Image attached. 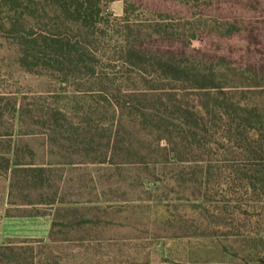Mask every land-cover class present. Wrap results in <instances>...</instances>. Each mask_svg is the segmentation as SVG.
Here are the masks:
<instances>
[{
    "label": "trees",
    "instance_id": "16d2710c",
    "mask_svg": "<svg viewBox=\"0 0 264 264\" xmlns=\"http://www.w3.org/2000/svg\"><path fill=\"white\" fill-rule=\"evenodd\" d=\"M174 1L194 12L132 20L125 6L117 45L108 49L98 46L105 37L101 0H0V38L14 46L18 66L90 95L71 117L18 105V123L41 125L45 141L40 159L10 144L0 158V174L8 176L5 215H50L51 223L47 239L7 238L0 264L63 260L42 256L33 243L97 242L89 233L108 206L62 191L59 167L79 163L147 173L155 186L146 196L134 189L117 203L162 209L154 220L164 232L152 237L213 239L214 255L193 252L184 264H264V243L249 237L248 220L261 212L245 208L264 201V0ZM202 36L213 38L192 47ZM71 232L78 235L68 238Z\"/></svg>",
    "mask_w": 264,
    "mask_h": 264
},
{
    "label": "rangeland",
    "instance_id": "374dc122",
    "mask_svg": "<svg viewBox=\"0 0 264 264\" xmlns=\"http://www.w3.org/2000/svg\"><path fill=\"white\" fill-rule=\"evenodd\" d=\"M100 5L103 8L100 24L105 29V37L103 42H98V46L108 49L117 45L118 33L115 24L127 16L123 11L125 6L129 10L128 18L132 20L159 19L166 14L176 19L194 12L174 0H101ZM203 13L208 14L205 11ZM212 36L208 39L202 36L192 40L191 46L201 48L208 45ZM13 47L0 38V158L6 156V149L10 144L20 148L27 146L34 150L36 159H40L45 128L37 123L30 125L27 119L24 125H20L17 121L18 105L21 102L28 104L37 115L59 109L71 117L80 111L79 107L86 105L90 95L75 91L73 83L59 82L49 73L33 74L23 71L16 62ZM14 102L16 109L12 110ZM59 168L63 169L62 191L67 195L66 198L81 201L88 198L98 199L102 206H108V210L102 215L99 226L94 228V233H89L99 238L97 242L80 245L76 241H66L50 244L48 247L44 243H33L35 251H41L42 256L52 255L55 259L63 257V260H51L50 264H184V257L193 255V252L201 256L210 250L214 255L212 238L189 240L152 237L153 233L161 235L164 232L159 222L154 220L162 209L149 206L148 201L117 203L118 196L125 194L128 197L134 189L135 194H141L144 198L146 194L143 190L155 186L149 182V175L141 168L99 163H79ZM157 174L163 178V173ZM7 189L8 176L0 174V223L4 208H7ZM245 208L251 212L253 209L261 212L249 216V225L254 228L249 237L264 243V201ZM77 235L71 232L67 236L73 238ZM221 239L226 245L232 240L228 236ZM5 241L0 231V244ZM231 262L234 260L231 259Z\"/></svg>",
    "mask_w": 264,
    "mask_h": 264
},
{
    "label": "crops",
    "instance_id": "0c3cea01",
    "mask_svg": "<svg viewBox=\"0 0 264 264\" xmlns=\"http://www.w3.org/2000/svg\"><path fill=\"white\" fill-rule=\"evenodd\" d=\"M4 214L0 223V231L7 238H42L47 239L51 216H6Z\"/></svg>",
    "mask_w": 264,
    "mask_h": 264
}]
</instances>
